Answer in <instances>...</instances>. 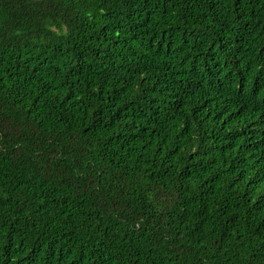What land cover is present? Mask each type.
Here are the masks:
<instances>
[{"label":"trees","instance_id":"trees-1","mask_svg":"<svg viewBox=\"0 0 264 264\" xmlns=\"http://www.w3.org/2000/svg\"><path fill=\"white\" fill-rule=\"evenodd\" d=\"M0 264H264V0H0Z\"/></svg>","mask_w":264,"mask_h":264}]
</instances>
